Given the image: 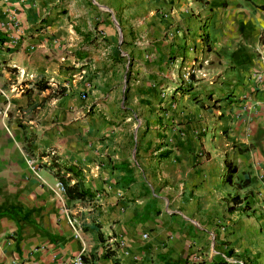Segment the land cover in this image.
Here are the masks:
<instances>
[{
  "label": "crops",
  "instance_id": "crops-1",
  "mask_svg": "<svg viewBox=\"0 0 264 264\" xmlns=\"http://www.w3.org/2000/svg\"><path fill=\"white\" fill-rule=\"evenodd\" d=\"M79 254L264 264V0H0V264Z\"/></svg>",
  "mask_w": 264,
  "mask_h": 264
},
{
  "label": "trees",
  "instance_id": "trees-1",
  "mask_svg": "<svg viewBox=\"0 0 264 264\" xmlns=\"http://www.w3.org/2000/svg\"><path fill=\"white\" fill-rule=\"evenodd\" d=\"M66 172H69V173H71V172H73V176L74 177H77V176H79V171H76L73 167H70V168H67L66 170H65ZM59 179H61L60 180V182L63 184V186H64V189H65V194L67 195V197L69 198V199H83V196H86L87 194H88V192H86V191H81L80 193L79 192H75L77 189H78V185H73L72 187H68L66 184H65V178H64V176H60L59 177ZM72 189L74 190V194H72ZM236 198H234L233 200H235ZM231 209V208H230ZM229 209V210H230ZM224 257L225 258H236V259H242V256H235L234 255V253H233V251L232 250H230V251H228L226 254H224ZM244 264H248L246 261H242ZM224 264H226V263H224Z\"/></svg>",
  "mask_w": 264,
  "mask_h": 264
},
{
  "label": "built area",
  "instance_id": "built-area-1",
  "mask_svg": "<svg viewBox=\"0 0 264 264\" xmlns=\"http://www.w3.org/2000/svg\"><path fill=\"white\" fill-rule=\"evenodd\" d=\"M55 189L57 192L62 194L65 193L63 184L60 181H57L55 184ZM146 237V236H144ZM70 264H84L82 254H79Z\"/></svg>",
  "mask_w": 264,
  "mask_h": 264
},
{
  "label": "rangeland",
  "instance_id": "rangeland-1",
  "mask_svg": "<svg viewBox=\"0 0 264 264\" xmlns=\"http://www.w3.org/2000/svg\"><path fill=\"white\" fill-rule=\"evenodd\" d=\"M207 21V20H206ZM203 22H205V19L203 20Z\"/></svg>",
  "mask_w": 264,
  "mask_h": 264
}]
</instances>
